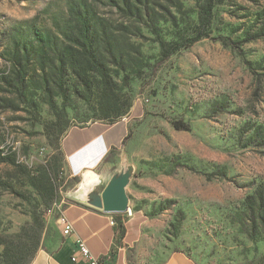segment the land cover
Returning <instances> with one entry per match:
<instances>
[{
    "label": "rangeland",
    "instance_id": "374dc122",
    "mask_svg": "<svg viewBox=\"0 0 264 264\" xmlns=\"http://www.w3.org/2000/svg\"><path fill=\"white\" fill-rule=\"evenodd\" d=\"M65 1L0 0V150L23 167L19 172L0 163V179L14 191L0 188L2 235L15 236L33 212L44 215L45 239L60 232V209L75 186L62 139L73 127L101 121L93 96L72 76L65 98L52 84L44 89L35 73L25 88L12 81L7 37L18 28H50L52 16H66ZM201 3L146 0L151 22L97 6L111 22L113 49L125 65L123 72L109 66L115 88L131 104L126 115L101 121L125 119L128 130L105 161L113 176L130 172L128 208L146 221L130 264H160L171 252L195 264H264L258 215H247L243 206L264 179V145L252 138L253 127L264 124V39L243 43L241 56L215 40L241 41L264 0H225L213 11L209 38L162 59L157 40L180 43L193 36ZM175 121L189 130H175ZM27 172L55 179L51 208L28 184ZM211 173L217 176L207 180ZM1 253L0 246V259Z\"/></svg>",
    "mask_w": 264,
    "mask_h": 264
},
{
    "label": "trees",
    "instance_id": "16d2710c",
    "mask_svg": "<svg viewBox=\"0 0 264 264\" xmlns=\"http://www.w3.org/2000/svg\"><path fill=\"white\" fill-rule=\"evenodd\" d=\"M224 1L202 0L198 5V23L193 36L180 43L158 39L161 58L167 59L180 50L188 49L200 40L209 38L213 11ZM98 3L116 10V13L123 17L138 20L146 18L151 22L152 16L146 8V0H66V16H52L50 28L30 31L14 29L7 37L5 51L15 86L25 88L33 77L31 73H35L44 89L52 84L59 95L65 98L68 92L67 76H72L77 86L93 96L98 119L113 121L126 115L131 104L130 100L115 88L109 66H115L123 72L125 65L119 63L120 58L115 54L112 25L108 19L98 14ZM257 17L259 18L254 21L241 41L234 42L225 36H219L215 40L224 47L236 50L241 56L243 43L264 39V10H261ZM172 126L178 131L189 130V125L182 121H175ZM252 138L258 140L261 146L264 145V124L253 127ZM0 163L19 172L23 168L13 156L3 154L2 150ZM25 175L28 184L41 197L43 206L46 209L51 208L57 200L59 190L55 179L41 172H27ZM216 176L211 173L205 177L211 180ZM220 176L225 178L224 174ZM74 181L75 185L79 183L77 177H74ZM0 188L14 192L12 187L6 186L1 179ZM243 206L247 215H258L261 233L264 235V179L255 186L253 193L245 198ZM115 215L114 221L119 227L120 214ZM43 216L40 212H33L15 236L0 234V264L32 262L37 251L44 248L47 236ZM121 233L120 228L119 234Z\"/></svg>",
    "mask_w": 264,
    "mask_h": 264
},
{
    "label": "crops",
    "instance_id": "0c3cea01",
    "mask_svg": "<svg viewBox=\"0 0 264 264\" xmlns=\"http://www.w3.org/2000/svg\"><path fill=\"white\" fill-rule=\"evenodd\" d=\"M121 121L110 125L93 122L73 127L64 135L61 150L67 171L70 176L77 177L79 183L65 194L69 203L60 209V214L71 223L73 232L64 237L58 230L57 234L46 238L44 248L37 251L30 264H85L81 259L72 260L77 256L76 239L83 240L92 255L102 258L105 264H130V255L137 258L135 254L146 222L144 215L139 210H131L129 215L120 214V235L115 214L93 208L81 198L85 187L96 183L106 185L112 178L105 159L127 136V125ZM112 220L115 225L111 224ZM160 264L195 263L180 252H171Z\"/></svg>",
    "mask_w": 264,
    "mask_h": 264
},
{
    "label": "water",
    "instance_id": "95a60500",
    "mask_svg": "<svg viewBox=\"0 0 264 264\" xmlns=\"http://www.w3.org/2000/svg\"><path fill=\"white\" fill-rule=\"evenodd\" d=\"M130 172L114 175L106 185L96 183L85 187L82 200L89 206L109 214H123L128 211L126 185Z\"/></svg>",
    "mask_w": 264,
    "mask_h": 264
},
{
    "label": "built area",
    "instance_id": "2783aa9c",
    "mask_svg": "<svg viewBox=\"0 0 264 264\" xmlns=\"http://www.w3.org/2000/svg\"><path fill=\"white\" fill-rule=\"evenodd\" d=\"M127 213L130 211L128 209ZM57 223L60 226V231L62 236L67 237L70 236L73 232L71 223L64 217V215L60 214ZM112 225H115L114 221H111ZM75 247L77 251V256L72 258L73 261L81 259L85 262V264H105L102 258H97L92 255L90 250L87 248L83 240L76 239Z\"/></svg>",
    "mask_w": 264,
    "mask_h": 264
}]
</instances>
